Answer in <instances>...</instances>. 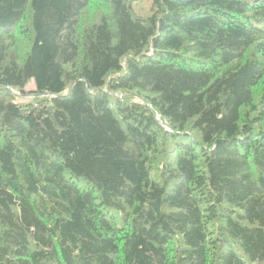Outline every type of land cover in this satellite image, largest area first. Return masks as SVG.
<instances>
[{
	"label": "trees",
	"instance_id": "16d2710c",
	"mask_svg": "<svg viewBox=\"0 0 264 264\" xmlns=\"http://www.w3.org/2000/svg\"><path fill=\"white\" fill-rule=\"evenodd\" d=\"M139 1L0 0V264H264V0Z\"/></svg>",
	"mask_w": 264,
	"mask_h": 264
},
{
	"label": "rangeland",
	"instance_id": "374dc122",
	"mask_svg": "<svg viewBox=\"0 0 264 264\" xmlns=\"http://www.w3.org/2000/svg\"><path fill=\"white\" fill-rule=\"evenodd\" d=\"M154 0H141L133 4L135 13L141 17H149L152 15V4ZM28 88L33 91L35 89L34 82H30Z\"/></svg>",
	"mask_w": 264,
	"mask_h": 264
},
{
	"label": "water",
	"instance_id": "95a60500",
	"mask_svg": "<svg viewBox=\"0 0 264 264\" xmlns=\"http://www.w3.org/2000/svg\"><path fill=\"white\" fill-rule=\"evenodd\" d=\"M71 89H72V87L70 88V90L68 91V93H67V94H69V93H70ZM158 120H160V117L158 118ZM161 123H162L164 126H166V127H167V125H166V123H165L164 121H162V120H161Z\"/></svg>",
	"mask_w": 264,
	"mask_h": 264
}]
</instances>
